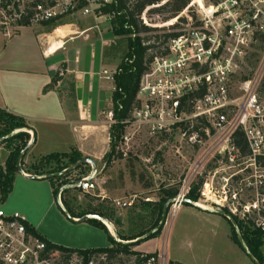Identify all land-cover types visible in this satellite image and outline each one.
I'll return each instance as SVG.
<instances>
[{"label": "built area", "instance_id": "1", "mask_svg": "<svg viewBox=\"0 0 264 264\" xmlns=\"http://www.w3.org/2000/svg\"><path fill=\"white\" fill-rule=\"evenodd\" d=\"M113 1L49 0L45 6H36L32 23L39 25L76 13L112 21L114 13L101 16L96 11ZM195 1L190 0L187 8L168 22L171 29L164 28L168 23L161 29L152 24L151 20L159 16L150 13L153 7L140 15L139 20L145 27L157 31L153 34L175 36L166 42L153 39L143 43L155 48L146 57V69L137 93L139 106L128 120L121 122L133 135H123L120 144L128 145L140 129L152 137L166 136L195 152L188 177L202 175L205 163L212 159L216 165L214 176L225 175L223 188L230 182L241 181L243 188L262 189L264 100L257 93L261 76L243 78L237 97L234 80L246 63L253 43L264 36V0H210L209 4L203 0L204 7ZM116 71H104V75L113 80ZM108 118L110 126L113 125L112 112ZM98 177L97 169H92L81 178L80 186L75 187V183L69 188L93 192L98 188ZM191 188L190 181L186 180L171 207L174 215L185 204ZM201 188L200 196L207 197L209 188L214 186L203 182ZM58 200L61 203V195ZM239 201V194L235 192L213 203L264 235V194L257 192L255 199L245 204ZM114 203L117 208L133 205L132 200ZM193 205L209 210L198 202ZM27 224L22 214L7 213L0 203V262L3 264L52 262L42 259L46 246L27 231Z\"/></svg>", "mask_w": 264, "mask_h": 264}, {"label": "crops", "instance_id": "2", "mask_svg": "<svg viewBox=\"0 0 264 264\" xmlns=\"http://www.w3.org/2000/svg\"><path fill=\"white\" fill-rule=\"evenodd\" d=\"M116 40L110 21L81 13L68 15L53 27L37 25L15 30L0 29V109L26 120L29 129L24 131L32 135L30 142L33 139L24 158L29 167L44 156L72 150L94 162H103L110 149L108 113L112 109L114 91L113 80L107 79L104 71L113 72L120 64L115 53ZM59 72L60 78L53 85ZM35 181L42 183L37 185H44L43 188H50L49 197L54 199L53 186L48 179ZM60 204L64 207L62 202ZM196 209L217 219L212 225L214 228L222 230L223 227L224 234L220 239L218 233L212 235L214 243L222 245L213 255L212 251L208 254L202 250L195 252L193 246L187 249L188 244L176 240L168 251L169 262L255 264L247 253L246 244L245 250L232 240L231 225L225 217L213 210ZM16 212L22 214L45 239L63 246L44 228V216L38 219L25 209ZM74 225L92 232L93 237L104 234L107 243L99 239L98 242L102 243L91 241V246H84L86 242L80 244L77 240L78 243L71 248L97 249L109 244L108 235L101 228L86 222H74ZM261 254L264 259V245Z\"/></svg>", "mask_w": 264, "mask_h": 264}, {"label": "rangeland", "instance_id": "3", "mask_svg": "<svg viewBox=\"0 0 264 264\" xmlns=\"http://www.w3.org/2000/svg\"><path fill=\"white\" fill-rule=\"evenodd\" d=\"M169 1L164 0L163 2L166 4ZM2 2L10 3L11 5L5 10L1 7ZM35 2H40L38 3L40 6H45L49 3V0H0V29H17L19 27L17 21L19 15L28 10L34 12L36 10V7H33ZM163 2L162 4H164ZM206 2L209 4L210 0H206ZM15 4H18V8H16ZM162 4L158 6L161 7ZM158 15V17L151 20L152 24L159 25L157 29L163 28L166 23L171 22L176 17L168 13ZM169 24L164 28L171 29ZM173 24L176 23L173 22ZM39 25L43 26L42 24ZM31 26H37V24L32 23ZM161 33L163 32H159V34ZM135 38L131 34L117 37V49H115L117 50L115 52L117 55H115L119 57L120 62L127 51V41L129 39L135 40ZM257 74L261 76L257 93L261 100H264V43L260 42V38L251 46L248 59L234 80L236 97L242 79L251 78ZM18 132L15 131L11 135L13 136ZM125 134L133 135V132L126 129ZM30 137H32L31 134ZM3 140L4 138L0 139V170L5 168L9 156V147L2 143ZM117 153L121 155V158L115 159L109 166L105 164L104 160L102 163L95 162L99 172L97 190L91 193L70 190L63 197L61 195V202L64 207L58 204L55 198L49 197L50 188H43L44 185H37L42 183L27 179L19 172L16 175L9 201L2 203L0 200L1 207L7 213L25 209L29 210L33 217L38 219L44 216L43 226L50 236L54 240L60 241L63 246L71 248V246H75L74 243H78L77 240H79L80 244L86 242L84 246H91L92 242L94 244L102 243L98 242L99 239L103 243L104 241L107 243L104 234L98 233L97 238L92 236V232H86L83 227L82 230L81 227H76L72 221V216L81 213H98L104 210L110 214L111 222H108L113 225L117 234L118 232L124 235L138 233L151 228L157 219V213L153 214L152 210L143 212L141 210L142 205L158 202L163 189H181L186 180L190 181L191 187L199 186L200 191L202 190L203 182L213 184L214 188H209L210 192L207 193V197L200 196L198 203L216 212L220 211V209L213 202L220 200V197L225 198L227 195H232L236 192L239 194L240 204H245L253 201L257 192L264 194V188L259 190L243 188L241 181L230 182L227 188H223L225 175L214 176L213 170H215L216 165L212 159L205 163L202 175L188 177L187 174L195 162V152L166 136L152 137L143 129H140L135 134L128 145L119 143ZM24 164V170L30 171L27 167L28 161L24 162ZM92 169L90 164L81 166L76 171L71 172L72 174L68 179L82 178V176L88 175ZM56 186L58 185L56 184ZM117 200H132L133 205L127 208H117L114 203ZM59 207L62 211L59 210ZM196 208L198 207L185 203L180 206L175 215L173 209L170 208L161 233L162 237L142 242L139 246L132 247V249L154 253L158 251V264H167L168 251L176 240H181L184 244H188L187 249L193 246L195 252L202 250L208 254L209 251H212L214 252L213 255H215L218 251V246L222 244H215L212 240V235L216 232L220 235V239L224 234V229L223 227L222 230L214 228L212 225L217 219H212V217L199 213ZM138 216H142L144 219L140 220ZM108 231L110 232L109 229ZM110 245L109 243L103 247H109ZM133 260V258L122 259L123 264H132ZM50 264H80V260L74 256L67 263L63 257L59 256ZM93 264H101V259H96Z\"/></svg>", "mask_w": 264, "mask_h": 264}, {"label": "trees", "instance_id": "4", "mask_svg": "<svg viewBox=\"0 0 264 264\" xmlns=\"http://www.w3.org/2000/svg\"><path fill=\"white\" fill-rule=\"evenodd\" d=\"M163 1L164 0H114L113 3L96 11V15L101 16L108 15L110 13L115 14V18L110 21L114 36L124 37L130 34L136 35L135 40L129 39L127 41V51L123 55L113 78L114 91L112 96L111 112L113 113V120L115 123L110 126V149L103 159L107 166L111 165L115 159L121 158V155L117 153L118 145L125 132V127L121 124V122L128 120L132 112L139 106L137 93L139 90L141 76L146 69V57L148 51L155 48L154 46H144L143 43L151 42L153 39L155 42H158L161 39L166 42L169 38L175 36L172 34H163L161 36L158 34H153L157 31L145 27L139 20L140 15L146 10V8L153 7V9L150 11L151 14L168 13L175 17L190 4V0H170L166 4ZM162 2L164 4L161 7L158 6L162 4ZM38 3L40 2H35L33 7L38 6ZM10 5V3H1V7L5 10ZM15 6L18 8V4H15ZM32 17L33 12L30 10L21 13L17 20L18 26H31ZM59 20L60 19H54L49 22H45L42 25L53 27ZM141 34L151 35L146 36L145 38L138 37ZM260 42L264 43V36L260 38ZM59 78L60 72L56 75L52 84L54 85L57 83ZM26 129H29V127L24 118L15 116L0 109V139L4 138L2 143L8 145L9 147V156L6 161L5 168L0 170V195L2 203L7 201L9 195L13 191L15 178L18 174L17 162L19 156L21 152L28 146V143L31 139L30 134L24 131ZM15 131L19 132L13 136H10ZM82 159H84V157L80 152L77 150H72L70 153H56L44 156L37 160L31 167L27 166L30 171L24 170L25 164L23 160L21 162V168L27 175L30 176H50L60 174L64 170L68 169L71 165L79 162ZM71 174L72 173H68L64 176L48 179L52 183L54 198L57 200L58 204H60L58 200V192L60 191V188L67 187V189L63 192L62 197L70 190L81 191L77 188H69L81 180V178L74 180L68 179ZM56 184L58 186H56ZM179 191L180 188L163 189L158 202L153 204L146 203L142 205L141 210L143 212L152 210L153 214L157 213V219L151 228L131 235H124L118 232V238L121 241L128 242L143 238L139 242L133 244L117 242L110 234L107 227L100 221L94 219L88 220L86 223L90 224L91 226L101 228L107 233L109 243L111 244L109 247L97 249L67 248L51 243L29 224H27L26 227L27 231L31 235L44 242L46 249L41 255L42 259L44 260L46 259L48 261H53L55 258L61 256L65 259V262L69 263V261L74 256H76L80 260V264H93L96 259H101V264H123V258H133L134 260L132 264H158V253H144L142 251H135L132 249V247L139 246L142 242H146L161 235L163 227L160 229V231L148 236L159 226L165 204L168 201L175 199L178 196ZM199 198L200 187L193 186L190 189L186 200H189L192 203H197ZM225 211L229 213L227 210ZM85 215H98L111 222L110 214L104 210L98 213H81L78 216L74 215L72 217L80 219ZM138 217L140 220L144 219L142 216ZM235 221L239 227L243 241L248 248V252L251 253L258 262L264 264V259L261 254V248L264 245L263 233L261 231L255 230L249 223L240 221L237 218H235ZM229 223L231 225L232 240L241 248H243L238 240V236L234 227L230 221ZM0 264L3 263L0 262ZM167 264L182 263L170 261Z\"/></svg>", "mask_w": 264, "mask_h": 264}, {"label": "water", "instance_id": "5", "mask_svg": "<svg viewBox=\"0 0 264 264\" xmlns=\"http://www.w3.org/2000/svg\"><path fill=\"white\" fill-rule=\"evenodd\" d=\"M10 136H12V135H10ZM32 142H33V139H32V141L30 142V144H29V145H28V146H27V147L21 152V154H20V156H19V159H18V162H17L18 172H19L23 177H25V178H27V179H31V180H39V179H51V178H55V177H59V176H64V175H66V174H68V173H71V172L76 171V170L79 169L81 166H84V165H86V164H90L91 167H92L93 169H95V170L97 169L96 164H95V162H94L92 159H90V158H84V159L80 160L79 162H77V163L71 165L68 169L64 170V171L61 172L60 174L50 175V176H30V175H27V174L24 173V171H23L22 168H21V162L23 161L24 156L26 155V153H27V151H28L30 145L32 144ZM81 183H82V181H78V182H76L75 187L80 186ZM66 189H67V187H62V189H60V191H59V195H62L63 192H64ZM175 201H176L175 199H172V200L168 201V202L165 204V206H164V208H163L162 219H161V222H160L159 226H158L153 232H151V234H149L148 236L154 234L155 232L160 231V229L165 225L166 220H167L168 210L172 207V205L175 203ZM185 203H187V204H189V205H193V203H192L191 201H189V200H186ZM216 213H217L218 215H221V216L225 217L227 220H229V221L231 222L232 226L234 227V229H235V231H236V233H237L238 240H239L241 246L246 250V247H245V244H244V241H243V238H242L241 232H240V230H239L238 225L236 224L235 219H234L230 214H228L227 212H225V211H223V210L217 211ZM92 219H94V220H98V221H100L101 223H103V224L106 226V222H105V221H107V220H105L104 218H102V217H100V216H98V215H86V216L80 218L79 220L72 218V221H73V222H76V223H84V222H86V221H88V220H92ZM148 236H147V237H148ZM114 237H115V239H116L117 241H119V240H118V234L116 233L115 229H114ZM142 239H143V238H139V239H137V240H135V241H128V242H120V241H119V242H120V243H124V244H133V243L139 242V241L142 240ZM247 253H248L249 257L251 258V260H252L255 264H261L260 262H258V261L254 258V256H253L251 253H249V252H247Z\"/></svg>", "mask_w": 264, "mask_h": 264}, {"label": "bare ground", "instance_id": "6", "mask_svg": "<svg viewBox=\"0 0 264 264\" xmlns=\"http://www.w3.org/2000/svg\"><path fill=\"white\" fill-rule=\"evenodd\" d=\"M195 3L204 7L203 0H196ZM204 208H205V206H204ZM105 222H106V226L113 232V235H114V227H113V225L110 222H108V221H105Z\"/></svg>", "mask_w": 264, "mask_h": 264}]
</instances>
